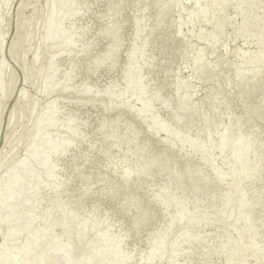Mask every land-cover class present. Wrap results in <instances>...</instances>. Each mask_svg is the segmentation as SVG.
<instances>
[{"label":"snow or ice","instance_id":"obj_1","mask_svg":"<svg viewBox=\"0 0 264 264\" xmlns=\"http://www.w3.org/2000/svg\"><path fill=\"white\" fill-rule=\"evenodd\" d=\"M72 6L91 8L95 12V15L87 21L86 31L95 33L93 45L100 43L101 38L107 37L108 40L104 42L108 43V51L102 55L96 54L98 50L94 49L93 45H88L79 61L66 66L63 79L59 83L50 82V78L43 70L39 75H35L39 68L38 59L31 67L25 63V85L29 84L30 72L33 73L32 78L36 82L20 93V100L13 108V119L17 112L21 116L24 115L27 102L35 100L40 104L41 97H48L53 89L76 93L78 103H95L96 98H111L112 102L109 103L105 99L103 111L97 112L94 124L77 118L81 128L95 129L91 135L77 130L76 136L80 138L77 143L87 145V150L81 147L78 149L79 155H73L68 151L70 141H66L65 145L57 146L48 152L43 164L46 175L41 174L40 184L29 193L28 200L29 205L33 206L36 212L43 211L44 219L50 225L43 233V237L40 232L33 233L30 228L14 227L13 223L20 225L23 221L11 215L16 209L8 208L10 213L6 221L8 232L4 233L0 228V238L3 239V244H0V264H101L92 252L81 254L75 241L78 235L76 229L81 219L96 215L97 210L102 213L104 208L110 210L109 218L112 214L123 217L128 230L120 234L121 241L127 240L136 244L135 250L129 248L125 251L121 243L120 254L124 259L117 261L116 264H146L142 257L147 253H140L139 250L145 239L150 244L154 238L158 240V233L154 229L159 223L160 214L164 213L166 218L171 217L173 224L177 219L183 223L184 218L191 215L187 211L191 205H186L172 192V187H176L177 191L181 187L180 182L172 179L173 163L176 164L175 172L179 181H182L185 191L192 189L205 192L218 185L227 184V192L223 189L217 190L222 193L221 198L227 200V206L232 210L230 219L235 220L238 226L243 225L242 232L228 236L230 243L214 245V252L205 247L204 252L222 256L224 259L220 264H264V79L259 83V103L251 102V94L254 90L252 80L237 75L235 83L229 79L227 84L233 92L240 91V101L246 110L245 128L250 134L241 135L239 139V142L245 145L242 166L230 168L227 172L214 169L215 174H213L192 167L185 170L179 160L169 159L165 172L170 178L171 186L166 183L160 191H149V198L142 195L145 191V182L141 180L134 187L133 178L150 175L157 165L165 167L163 158L156 157L152 149L146 147L145 152L153 155L154 163L145 165L142 171L138 169L133 173L126 165L116 162L107 148L110 136L115 135L123 119L120 117L114 120L109 113L118 106L115 96L116 83L111 79V73L116 68L118 56L124 54L126 47L127 38L123 33L125 23L128 22L125 14L128 10H131L135 16L136 36L131 51L127 52L126 82L132 75V70L137 68L136 61L140 59L153 39L156 40L155 47L160 53L157 60L162 59L164 64H167L183 57L185 61L183 71L191 74L195 61L197 74L211 75L216 72L218 74L215 79L220 80L218 61L230 54L229 45L233 36L237 40L241 36L245 39L255 38L250 31L254 26V17L260 21V39L264 41V0H259L258 3L254 0H209L207 3L196 0L194 6L191 0L188 3H184V0H160L155 4L137 3L127 9L122 4L114 3H109L107 9L101 3ZM5 7L7 4L0 2V41H11V49L5 47L4 54L17 56L19 59L18 53L21 50L27 52L32 37L27 30V21L23 26L17 24L15 37L5 35L8 31L4 26L7 23ZM189 8L192 9L191 12L181 11ZM140 9H143V17ZM176 14L181 16L180 31L175 28ZM185 15L187 22L183 19ZM170 16L173 19L172 25L168 24ZM186 23L191 29H195L199 24L202 36L209 35V43L212 45L211 56L208 55L209 49L206 48H202L200 52L195 51V46L191 45L187 34L183 31ZM205 25L210 29V34L204 33ZM96 29H99V32H96ZM149 30L153 33L152 37L148 36ZM221 46L224 55L220 54ZM25 59L27 60L28 57L26 56ZM16 91L19 90L12 89L13 93ZM146 95H151V99L143 98V105L138 104L133 108V112L142 120L151 117L148 123L150 126L154 125L158 131L167 129L169 133L175 134L177 127L188 124L192 114L199 117L201 123L210 122L212 119L211 113L207 111V105L205 104L202 111L201 102L197 101L193 104L191 95L185 94L180 86L177 87L174 95L167 98L161 97L158 93H146ZM14 99L15 96L10 95L7 89L0 91V106L11 108L9 101ZM157 101L167 109V116L156 115L153 103ZM192 123H196L195 119ZM52 152L57 156L61 152L65 156L72 155V159L70 162L65 161L64 167L60 169L53 161ZM105 159H107L106 165ZM113 166L117 169L115 176L111 173ZM89 167H91L90 173ZM121 169H123L122 178ZM0 203L7 205L9 202L3 200ZM233 239L236 240L234 245L231 243ZM198 241L200 237L195 234H190L185 239L191 256H199V259L192 258L186 260L184 264H216L214 260H209L206 255L200 253L199 248L195 246V242ZM173 255L179 253L174 251ZM148 264H151V261Z\"/></svg>","mask_w":264,"mask_h":264},{"label":"water","instance_id":"obj_2","mask_svg":"<svg viewBox=\"0 0 264 264\" xmlns=\"http://www.w3.org/2000/svg\"><path fill=\"white\" fill-rule=\"evenodd\" d=\"M0 1L6 4L8 0H0ZM137 1L138 0H134V1L126 0V2L125 1L124 2H125V5L129 4L127 7V8H129L130 5L137 4L141 0H139L138 2ZM85 2H88L87 3L88 5H92V1L90 2V0H87ZM121 2H123V1H121ZM143 3H145V4L151 3V0H144ZM153 4H155V3H153ZM7 7H8V3H7ZM7 7H5V9H4V13L6 14L7 18H9V11H7V9H6ZM141 11H142L141 17H143V15H144L143 9H141ZM91 13H93V11ZM87 14H88V11L86 12V14H84L82 16V20H83V18L86 17ZM127 17H128L127 20L130 19L134 23L133 27L135 29V16L132 14L131 10H129ZM89 19L90 18H85L83 21L82 27L84 30L88 29L87 21ZM180 21H181V17L180 18L177 17L175 19V25L178 26V27H175L177 31H180V26H179ZM172 23H173V20L169 19L168 24L172 25ZM197 25H199V24H197ZM4 26L7 28V23ZM56 27H57V30H60V28H61L63 30V32H65V33L66 32L71 33V31H72L71 25H67V24H65V25L59 24L58 25V23H57ZM195 30H197V31L192 30V33L188 31V33H186V34L192 35L193 32H199L200 27L199 28L196 27ZM201 33H202V31H201ZM204 33H205V31H204ZM5 35L7 36V32H5ZM94 35H95V33H92V32L85 34V36L82 38V41H77L71 45V48L69 49V51H70L69 53L71 55H73V57H75L83 49L87 48L88 45H92ZM148 36L149 37L153 36V33L151 32V30L148 31ZM133 39L134 38L130 39V41L133 42ZM187 39H188V41H191V39L189 37H187ZM103 45H104V43L102 44V47H103ZM155 45H156V40L155 39L151 40L149 42V47H147L145 49L144 53L141 54V57L139 59V61L141 62L142 68L139 69V71L137 73L138 74L137 76L139 78L138 84H140V86H141V94H142L143 98H147V99H151V95H146V93H150V94L158 93L161 97H164V98L171 96V95H169L170 92H172L174 90L173 88L175 87L176 83H178V80L181 79V78H179L180 76L177 75L176 71L178 69L179 70L182 69L183 64L185 62L183 60V57H181L180 59H178L172 63H167V64H163L161 66H158V64H156V62H155V53L157 51ZM191 45H194V43ZM105 46H106V44L104 45V49L106 51V50H108V45L106 47ZM3 48H4V41H0V74H1V70H5L6 64H7V63H5V59H4V56L2 54ZM67 57H69V56H67ZM120 60H119V58H117V63H119ZM233 60L236 61L237 58H233L232 61ZM66 61H68V60H66ZM125 61H128V59H126ZM246 65L247 64L243 63V62L237 63V64L233 63L232 68H231V73L233 74L235 71L237 72L238 70L246 68ZM7 67H9V66L7 65ZM258 69H260V68H258ZM152 73H153V75H152ZM147 77H148V80H147ZM121 78L123 80H125V72H123ZM129 78H130V76H129ZM204 78H205V75L202 76L200 78V80H203ZM242 78L250 79L253 77H252V74L249 73L247 75H244ZM172 80H177V81L175 83H172L171 82ZM226 80L227 81L224 82V87L227 86L229 78H226ZM260 80L261 79H259L258 81H260ZM196 81H198V80H196ZM258 81H257V83L255 82L256 84L254 85V87L259 90V83L260 82H258ZM115 83H116L115 90H119L120 86L122 84H120V82H116V81H115ZM233 83H235V81ZM190 85H191V83H190ZM215 87H217V86H212L209 89L212 91L213 89H215ZM225 89H226V91L224 90V91H221L219 93H216L217 92L216 91L214 93V95L205 96L208 98L203 97V98L198 99V101L201 102L202 111L204 110L205 104L207 105V111H209L211 113V116H212V119L210 122L205 121V122L201 123L199 117L192 115L189 117V121H188L187 125H182V126H179L175 129V134H171V133H169V131L167 129H165L164 130V131H166L165 134H164V132H162V134L159 136L160 142H158V139H157L156 135H154V134H151L150 140H147V138H144L145 142L142 144V146H139V145L137 146V148L134 150L135 154L144 151L146 147H150V148H154V150H156V155L158 157H162L164 159L165 167L162 168L160 166H155L151 172H153L154 170L159 171V170L165 169L169 159H172L173 161L179 160L183 164L185 170L192 167V168H196V169L207 170L208 172H212L213 174H215L214 169H221V170H224L225 172H227L228 169H230V168H234V167L243 165L244 155H245V145L240 143L239 139H240L241 135L250 134L249 130H247L245 128V124L247 123L246 119H244L246 117V110H245L244 105L240 101V91L237 90V91L233 92L228 87H226ZM172 95H174V94H172ZM217 98H219V99H217ZM61 101H64V104L69 103L68 99L64 98L63 95H62ZM74 101H75V98L73 100H71L72 104H75L72 108H69L71 103H69L67 105V107L69 109H67L66 106L63 104L64 105L63 108L65 110H63V112H61L58 115V118L56 120L38 121L37 125L34 127V131L38 130V128H40V127H44L46 129L51 130L52 128H54L57 125L59 126V128L60 127L64 128L65 127L64 124L66 122V126L69 127L68 133H64L63 131H60L61 130V128H60L59 129L60 133H57V136L53 137V139L50 140V142L47 145L44 143H40V145H38L36 143L34 145V147H36V148L40 147L39 149L41 151H48V150H52L54 147L58 146L61 141H65V142L70 141V144L68 146L69 153H71L73 155H79L78 149L81 148L83 144L77 143V140L80 139L79 137L76 136L77 130H80L81 132H84V133L91 135V132L94 131L95 129L92 128L91 130H89L88 128H81L80 125L78 126V128L72 129L73 128L72 126H74V125H70V124L73 122L77 123L76 117H78V116H83L82 118H80L81 121L86 120L89 122V124H94L95 120H96V114H97V112L103 111V105H104L105 101H103L102 99H98L97 102H95V103H78V102L75 103ZM256 101L257 102H255V103H259L260 98ZM251 102H253V101L251 100ZM85 104L93 107L92 111H91V109L90 110L86 109V113L89 112L88 114L78 115L79 111L84 109L83 107H78V106H84ZM76 106L78 108L74 109ZM153 108H155V110L159 109L158 113L160 112L159 114H161V115L168 113L167 109L163 108L159 101L153 103ZM50 109H51V111L57 112L60 109V103L52 106ZM117 110L119 112L115 113V111H117ZM129 110H132V108H130V105L118 103V106L113 108L112 111L109 113V115H111L112 119H114V120L117 118L123 117V119L120 122L121 126L124 125V122L132 120V121H134V125L139 129V127L142 126L141 123L144 124L145 120L140 119V117L134 113H133V116H134L133 119H130L127 116L129 114H126L127 111H129ZM136 118H137V120H136ZM147 119H151V117H147ZM193 119H195V121H196L195 124L192 123ZM234 127H236L237 130H235ZM232 128H233V130H235L236 135L232 133L233 132ZM49 130H47V132ZM177 130H180V131H177ZM167 135H168L169 139L167 138ZM138 136L139 135L137 134V137ZM114 137H112V139ZM181 137L183 139H181ZM132 139L128 140V142H131ZM205 145H207V147H205ZM87 148H88V146L86 145L85 150H87ZM61 153H62L61 154L62 156L60 157V165L57 164L58 165L57 167L60 169H62L64 167L65 161L70 162L72 159V155L65 156V154L63 152H61ZM229 158L230 159L232 158V159L230 160ZM43 162H44V159L42 157L37 158V160H33L31 162L29 160L26 161V163L24 164L25 165L24 169H22V172L24 173V175H23V177L20 178L21 183H23V184H21L20 181L13 182V186L14 185L15 186L17 185V187L20 186L19 187L20 189H19V193L15 194V199H14L15 203L11 206L12 208L16 209V211L12 212L13 213L12 216L13 215L16 216L18 214H21V216L23 217V219H21V220L23 222H25V220H26V217H25L26 213L21 211V210L24 206L29 204L28 203L29 193L31 192V191L30 192L25 191V187H26L25 184H28V182H27V180L25 182L24 177L33 171L32 166L35 165L36 168L40 167V166H42ZM106 164H107V160L105 159V165ZM135 164H137V163H135ZM172 167H173L172 179H175L181 183V187H180L179 191H177L176 187H172L173 194H175L180 199H182L186 205H189V204L191 205V207L187 209V211L189 213L195 212V211H197V212L193 215H189V216L185 217L183 220V223H181L180 219H177L175 224H173V220L171 217L166 218L164 213H161L159 223H158L157 227L154 229V231L156 233H158V240L156 238H154L153 242L150 244L149 241L147 239H145L143 241L142 248H140V250H139L140 253H147V254L143 255V257H142L143 260L146 259L149 255L150 248L147 246V244L151 245V247H153V249H155V252L152 251V255L155 256L156 254H158L157 258L159 257V255L164 254L163 246L165 244L168 245L169 249L171 248V246L173 247V243H172L173 241L172 240H174L175 238H176L175 241H181L179 245L183 246L186 238L179 236V235H181V232H183V231L185 232V231L190 230V228L185 230L184 227H186V224H184V223H186V221H188L191 218H193V219H195L197 217L200 218L197 225L195 224L197 227L196 232L200 233L199 236L204 235L203 238H211L212 236H214V238L212 237L214 243L218 242L217 240L221 241L223 239L225 241H229V240H227L228 238H226V236L231 231H233V233L239 232L237 229L234 228L235 225H233V223H235L236 221L230 219V217L232 216V210H231V208H229L227 206V200L222 199L221 198L222 193L217 190V189H223L224 192H227L228 191V185L227 184L218 185V186L214 187L212 190L205 191V192H199V191H195L192 189L185 191V188L183 186L182 181H179L178 177H176V175H177L175 172L176 164L173 163ZM113 170H114L113 176H115V174L117 172V169L115 166H113ZM90 171H91V167H89V173H90ZM10 172H11V169L6 171L4 174L8 175V174H10ZM43 173L46 175L45 170ZM120 175L122 178L123 177V169H121ZM166 177H165V179H162L163 181H162V184L160 185L161 186L160 188H154L153 189V186L146 187V182L149 178V175L144 177V178H143V176H134L133 186L135 187L137 182L143 180L145 182L144 188L147 192L144 191L142 193V195L145 197H149V196H147V195H149V191H151V190L160 191L166 183H168L171 186L170 178H168V176H166ZM40 180H41V178H40ZM0 186H1V184H0ZM30 190H31V187H30ZM192 210H194V211H192ZM174 211H175V209H174ZM109 212H110V210L108 208H104L102 211V213L107 214V216H109ZM100 214H101V211L97 210V213L95 216H100ZM111 217L113 218L114 223L116 221V224H117L116 225V229H117L116 231L117 232L123 228L125 230H128L126 223L123 221V217H116L115 214H112ZM102 218L103 219H100L94 223H91L87 227L86 230H83V229L80 230L79 236L76 238L77 244H83L89 240H92V238H95L98 235V233H103L104 229L108 228L111 225L110 218H108L106 216H104ZM209 222L213 223V226L216 227L215 228L216 230H214L212 233L211 232H204V230H201L199 228L200 226L201 227L207 226ZM226 224H227V226H226L227 230H224V227ZM17 227L18 228L19 227L25 228V224L22 223V224L18 225ZM48 227H50V225L48 223H47V225H45L44 223L40 224V225H38L37 223H35V224L32 223L29 226L31 231L34 229L33 233H36V232L41 233L42 228H44V232H45ZM242 229H243V225H242ZM61 231H62V229H61ZM43 233H41V237H43ZM175 234H178L177 237L174 236ZM113 236H115V235H112L109 239L112 240ZM196 243L197 242H195V244ZM231 243H233V245H234V243H236L235 239L231 240ZM97 245H98V243H96V246H92L90 248L91 250L89 249L86 252L80 250V248H78V249H79L81 254L88 253V252L93 253L94 250H96L97 248L99 249V246H97ZM154 246H156V247H154ZM129 248H131L133 250L136 249V244L130 242ZM110 251L111 250L103 253L100 257H95V258L97 260L101 261V264H104V263L105 264H111L113 262H110L109 260L111 259V256H113V253ZM172 251H175V250H172ZM117 252H119V251H117ZM187 252H188L187 255H182V254L173 255V252H171V254L168 255L169 256L168 258L172 259L173 257L181 256V257H184L186 260L192 259L193 257L190 254V249H187ZM138 258H140V257L138 256ZM194 258L199 259V257L197 258V256ZM210 260H211V258H210ZM159 261H161V260H159ZM162 261H166V260H164V258H163ZM214 261L216 262L217 259H215ZM169 262H167L166 264H169ZM174 262L176 264V261H174ZM151 263H152V260H151ZM146 264H148V263H146Z\"/></svg>","mask_w":264,"mask_h":264},{"label":"bare ground","instance_id":"obj_3","mask_svg":"<svg viewBox=\"0 0 264 264\" xmlns=\"http://www.w3.org/2000/svg\"><path fill=\"white\" fill-rule=\"evenodd\" d=\"M85 1H87V0H55L54 2H51V3H44L42 6H40L38 9H39V11L40 10H42L43 12L44 11H48L53 17H55L56 18V20H57V22L58 21H64V20H66L68 17H73V19H78V18H80L83 14H85L87 11L88 12H90L92 9L91 8H82V7H72V5L75 3L76 5H85V4H87L88 2H85ZM92 1V5H95L96 3H97V1L98 0H90V2ZM123 1H125L126 2V0H123ZM132 1H134V0H132ZM139 1V0H138ZM137 1V2H138ZM142 1V2H141ZM141 1H139V3H143L144 2V0H141ZM1 2V1H0ZM125 2H124V6H125V9H127V7H128V5H125ZM158 3V2H160V0H151V3ZM7 3H8V7L6 8L7 9V11H9V18H7V29H8V31H7V35H9V33H10V31H11V29H12V27H13V25H14V22L18 19V16L14 13V8H13V6L15 5V4H20V7H23V6H25V7H27V8H29V9H31V8H35V5L33 6V3H34V1L33 0H8L7 1ZM6 3V4H7ZM109 3H114V4H117L116 2H114L113 0H106V1H104V7H105V9H107V6H108V4ZM35 4V3H34ZM65 4H66V6H65ZM53 5H55V7H53ZM133 5H135V4H133ZM33 8V9H34ZM5 9V8H4ZM32 9V10H33ZM185 10V9H184ZM184 10L182 9L181 11H183L184 12ZM121 11H124V9H121ZM128 12H129V10L125 13L126 14V17H127V15H128ZM140 12H142L141 11V9H140ZM173 13H175V10L173 9ZM95 14H88L87 15V17L86 18H91V16H94ZM176 15H179V14H176ZM128 18V17H127ZM69 19V18H68ZM170 20L172 19V17L170 16V18H169ZM42 20H43V18H42ZM44 20H46V22H47V24H46V26L44 27V29L42 30V32H41V36L39 37V39H36V41H34L35 43H43V44H45V42H46V40H47V38L49 37V36H53V41L54 42H52L53 44L51 45V44H49L47 47H46V50H50V49H52V51H50V52H52L53 53V56H52V58H51V60L49 61V65H47L46 66V69H45V75L47 76V77H50V79H55L56 81H59L60 79H62V76H63V71L64 70H66V66H70L71 65V63H73V62H76V61H79L80 60V58H81V56L85 53V51L87 50V48H85V49H83L78 55H76L75 57H73V55H71L69 52V49L71 48V45L72 44H74L75 42H77V41H82V38L85 36V34H87V33H89L90 31H86V30H84L83 29V21H84V19H83V21L78 25V30H77V32L75 33H71L70 34V38L69 39H67V40H64V39H62V38H60V37H58L57 35H54L53 33H52V30H51V26H53V19L52 18H50V23H49V21L47 20V19H45L44 18ZM43 20V21H44ZM130 20V19H129ZM27 21V30H28V33H30V31H32V29L34 28V26H35V24H36V21L34 20V18H29V19H27L26 20ZM131 22H132V20H130ZM25 22V21H24ZM185 22H187V19H185ZM133 23V22H132ZM126 24H128V22H126L125 23V26H126ZM24 25V23H22L21 24V26H23ZM124 26V27H125ZM132 26V25H131ZM179 26H180V22H179ZM206 26V25H205ZM204 26V28H206ZM175 27H178L177 25H175ZM200 27V26H199ZM198 27V28H199ZM196 28V27H195ZM129 29V28H128ZM130 30V31H129ZM127 32H128V34L126 35V33H125V31H124V33H123V35H124V37H126L127 39H126V47H125V49H124V54L122 55V56H118V58H119V63H116V68L113 70V72L111 73V79L115 82H120V84H122L121 86H120V89L119 90H115V96H116V98H117V102L119 103V104H126V105H130V108H132V110H129V111H127V113L126 114H129V115H127V116H131V115H133V108H135L138 104L140 105V106H142L143 105V96H142V94H141V86H140V84H138V71H139V69H141L142 67H141V62L138 60V61H136V63H137V68H134L133 70H132V75H130V78L127 80V82L125 81V80H123L121 77H122V74H123V72H125L126 71V65L128 64V61H125L126 59H128V57H127V52L128 51H131V49H132V46H133V42H134V40H135V36H136V32H135V29H134V27L132 26V28H130ZM192 30L193 31H197V30H195V29H191V28H189L188 26H187V23L185 24V27H184V29H183V31L185 32V33H188V31L189 32H191L192 33ZM204 30V29H203ZM96 32H99V29L98 30H96ZM14 37L16 36V29H15V31H14ZM258 37H259V39H260V35H261V33H258ZM131 36L134 38L133 39V42H131L130 41V39H131ZM187 37H189L190 39H191V44H193L194 43V45H195V51L196 52H200V50L202 49V48H206V49H210L211 47H212V45L209 43V35L207 36V35H203L202 36V33H201V27H200V30H199V32H193V34L192 35H190V34H187ZM257 37V38H258ZM256 40V39H255ZM130 41V42H129ZM253 42H255V41H250L248 44H247V46H246V49H244L241 53H240V57H242V59H243V61H245L244 63H246L247 65H246V68H244L243 70H241V71H237V73H236V75H231L230 77H229V79H231L233 82L234 81H236V77H237V75H239L241 78L244 76V75H247V74H252V77L253 78H250V80H252L253 82H254V85L257 83V81L259 80V79H264V47H261V48H258V47H255V43H253ZM7 43H8V41H4V48H3V56L5 55L4 54V50H5V47H7ZM197 44V45H196ZM93 45V44H92ZM96 46V47H95ZM211 46V47H210ZM93 47H94V49L96 48V50H98L97 52H96V54H104L105 52L103 51V48L102 47H100L99 45H98V43L97 44H94L93 45ZM209 52V51H208ZM69 53V54H68ZM1 54V55H2ZM58 55L59 56H62L61 58H62V62L60 63V64H58V65H56L57 63H55V60L58 58ZM67 56H69V57H67ZM160 56V53H159V51L157 50L156 51V53H155V62H156V64H158V66H161V65H163L164 64V62H163V60L161 59V60H157V57H159ZM27 57H28V59L26 60V59H24V61L22 62L23 63V65L21 64V66H16V68H14V67H7V68H10V69H12V72H13V75H12V73L11 74H8V75H6V76H4V77H0V91H3V90H5V89H7L8 91H10L12 88H13V85H14V83H15V80H16V78H17V76L19 75V73L20 72H22V73H24V66H25V63H28V64H30V61H31V59H32V56L31 55H27ZM239 57V58H240ZM241 59V58H240ZM239 59V60H240ZM66 60H68V61H66ZM241 61V60H240ZM194 62V61H193ZM225 65H227V63L225 62V61H222V60H219L218 61V71H223V70H226L227 69V67L225 66ZM258 68H260V69H258ZM138 69V70H137ZM5 70H6V68H5ZM5 70H1V71H5ZM176 73H177V75L178 76H180L181 74H183L184 73V71L182 70V69H178L177 71H176ZM213 73H215V74H213ZM211 75H205V78L202 80V84H200L201 86L200 87H197L196 85H192V87H189V88H187V90L185 91L184 90V88H185V85H182V81H185V79L186 78H184L183 80H181V81H178L179 82V86L180 87H182L183 88V90L186 92V94H189V95H191V97H192V103H194V101H196V98H198L197 96H200L201 98H203V97H205V96H209V95H214V93L216 92V93H219V92H221V91H226V87H228V86H225L224 87V83H219V82H221V77H220V80H217V79H215V77L217 76V74L218 73H216V72H213ZM257 73V74H256ZM31 74V72L29 73V75ZM152 75H153V73H152ZM1 76V75H0ZM177 76V77H178ZM190 76H192V75H190ZM15 78V79H14ZM180 78V77H179ZM147 80H148V77H147ZM180 80V79H179ZM177 80H172L171 82L172 83H175ZM261 81V80H260ZM260 81H258V82H260ZM256 82V83H255ZM218 84V85H217ZM227 84V83H226ZM217 85V87H215V89H213L212 91L209 89L210 87H212V86H216ZM174 90L172 91V92H170V94L169 95H172V94H174L175 92H176V90H177V87H174L173 88ZM26 89L25 88H22V91L21 92H23V91H25ZM118 91V92H117ZM65 92H67V91H65ZM64 92V93H65ZM52 93V92H51ZM260 93H259V90L257 89V88H255L254 87V90H253V93L251 94V100L253 101V102H257L256 100H258L259 98H260V95H259ZM121 96H123L124 98L123 99H120V97ZM65 98H67L68 99V101H69V103H71L72 104V102H71V100H73L74 98H75V101L74 102H76V98H77V94L76 93H72V92H69V93H67V95H65ZM205 98H208V97H205ZM98 99H102L103 101H105V99H107L108 100V102L109 103H111L112 102V100H111V98H96V100H98ZM19 100H20V96H19ZM158 102V101H157ZM69 103H67V104H69ZM70 104V105H71ZM49 106H50V101H49ZM88 107L90 108L91 106L90 105H88ZM29 110V102H27L26 103V105H25V109H24V111H28ZM42 110V112L44 111V108H42L41 109ZM158 110L159 109H157L156 110V115H158L159 113H158ZM85 112V113H84ZM84 112H81V113H78V115H86V114H88V113H86V110H84ZM119 111L117 110V111H115V113H118ZM41 114V113H40ZM39 114V115H40ZM135 114V113H134ZM159 115H161V114H159ZM168 115V113H165V114H163V116H167ZM192 115H194V114H192ZM192 115H190V116H192ZM111 116V115H110ZM79 117V119L80 118H82L83 116H78ZM78 117H76V119L78 118ZM132 118V117H131ZM244 118V117H243ZM10 121H11V123H10ZM17 121H19V117L17 116V115H15V118L13 119V114H11L10 116H9V119H8V122H7V124L8 125H10V124H12L13 122L15 123V122H17ZM85 121V120H84ZM131 123V124H130ZM132 123L133 122H129V121H127V122H124V128H123V133H122V135L121 136H119V137H116V138H114L113 140H110V138H111V136H110V138H109V140H108V142H107V148H108V150H110L111 151V155H112V157L113 158H115V161L116 162H119L121 165H126L127 167H128V169L130 170V171H132L133 173H135L138 169L139 170H141L142 171V169H143V167L145 166V165H148V164H153L154 163V161H153V155H151V154H149V153H146L145 152V150L144 151H142V152H139L137 155H136V157L137 158H139L138 160H139V162L141 163L140 165L138 164L137 165V169H134V168H132L130 165V163H129V158H128V156L127 157H125V156H119V155H116V154H114L113 152H115L116 150H118V147H119V144H120V142H121V139L122 138H124L125 136H127L129 133H128V131H129V129H130V127H132ZM70 125H74V126H72L73 128L72 129H74V128H78V126H79V124L78 123H76V122H73V123H71ZM64 128L62 127H60L61 128V130L60 131H63L64 133H68V131H69V127H67L66 126V122H65V124H64ZM59 126L57 125V126H55L54 128H52V132L53 133H60L59 132ZM234 129L235 130H237V128L236 127H234ZM165 129H163L162 131H158V130H156L155 129V127H154V125L153 126H150L149 125V123H148V119L146 118V122H145V124H144V126L142 127V128H140V130L138 131L139 133L141 132V133H143V135L144 136H148V135H151V134H154V135H156V137H157V139H158V142H160V139H159V136L162 134V132H164V134H165V132L166 131H164ZM232 130H233V128H232ZM235 130H233V134H235L236 135V132H235ZM95 131V130H94ZM177 131H180V130H177ZM150 133V134H149ZM121 134V133H120ZM55 137V136H54ZM145 138H147V137H145ZM167 138H168V135H167ZM53 139V137H51L50 139H49V141L50 140H52ZM169 139V138H168ZM137 139H133L132 141H133V143L130 145V146H128V147H126V149H125V151L127 152V150L128 149H131L132 147H133V145H138L139 143H138V141H136ZM147 140H149V139H147ZM65 143V141H61L60 143H59V145L58 146H63V145H65L64 144ZM57 147V146H56ZM56 147H54L53 149H55ZM82 147L84 148V149H86V145H82ZM150 148V147H149ZM152 149V151H153V153H154V155L156 156V157H158L157 155H156V150H154V148H151ZM50 151V150H49ZM48 151V152H49ZM48 152L46 153V156H47V154H48ZM62 153H60L59 154V156H57L56 155V153L55 152H52V157H53V161H54V163H57V164H59L60 165V157L62 156L61 155ZM229 156V155H228ZM230 159V158H229ZM232 159V158H231ZM230 159V160H231ZM107 160V159H106ZM163 161H164V159H163ZM2 165H1V168L2 167H6V165H8L9 166V164L10 163H8V162H3V163H1ZM130 164V165H129ZM58 166V165H57ZM158 166V165H157ZM42 169V167L41 168H39V169H36V170H33L31 173H29V174H27L25 177H24V179H25V182H26V180H27V182H28V184L29 185H31L30 187H31V190L30 191H32L33 189H36L37 187H38V185L40 184V173H39V170H41ZM15 173H18V176H19V172L18 171H16ZM111 173L112 174H114V170H113V167L111 168ZM159 175H161V176H165L166 175V172H165V169H163V170H154L153 172H151L150 173V175H149V178H148V180H147V182H149V184H150V186H153V188L157 185V183H158V180H159V178H160V176ZM17 176V174H15V175H13V176H11L10 178L13 180V177L14 178H17L18 177ZM148 176V175H147ZM168 176V175H167ZM39 177V178H38ZM144 177H146V176H143V178ZM169 177V176H168ZM176 177H178L177 175H176ZM38 179V180H37ZM178 179H179V177H178ZM5 182H7V181H3V184L5 183ZM135 184V183H134ZM2 186V189L0 190L1 192L0 193H2V194H6V193H14V194H16V193H19V187H11V188H9L8 186H10V184L7 186V185H1ZM148 196V195H147ZM33 205H34V201H33ZM33 210V211H32ZM21 211H23V212H25L26 214L27 213H32L33 214V216L34 217H38L36 220L38 221V223H40V224H46L47 225V222L44 220V215H43V211L42 212H36L35 211V208H33V206H30L29 204H27L25 207H23L22 208V210ZM192 211H194V210H192ZM197 211H195V212H190V213H196ZM25 214V215H26ZM104 216H106V217H108L109 218V216H107V214H104V213H101L100 214V216H91V217H85L84 218V220H82L81 219V221H80V224H79V226L77 227L78 228V230L79 231H77V237L79 236V232H80V229L82 230V229H84L85 228V230L87 229V227L91 224V223H94V222H96V221H98V220H100V219H103L102 217H104ZM16 217H17V219H23V217L21 216V214H18V215H16ZM106 219V218H105ZM199 219L200 218H198V220L197 219H191V221L190 220H188V221H186V223H184V224H186V227H184L185 228V230H187L188 228H190V230H188V231H185V238H188L189 237V235L190 234H195V235H199L200 233H198V232H196L197 231V227H196V222L198 221L199 222ZM110 220H111V225L108 227V228H106V229H104V232L103 233H98V235L95 237V238H92V240H89V241H87L86 243H83V244H77V242H76V245H77V248H80L82 251H85L87 248H90L91 246H93V245H95L96 243H98V246H99V249L97 248L95 251L97 252V253H105L106 251L108 252L109 250H111L110 252H112L113 253V256H111V259L109 260L110 262H113V263H111V264H116V262L117 261H122L124 258H123V256L120 254V245H121V243L123 244V247H124V250L125 251H127L128 249H129V243L130 242H128V241H126V240H124V241H121V239H120V234L122 233V232H127V230H125L124 228L123 229H121V230H119L118 232L116 231L117 229H116V221H115V223H114V220H113V218L112 217H110ZM88 221H89V224L87 225V224H85V223H88ZM33 223V220L32 221H29V222H27L26 223V228H29V226L31 225ZM191 224V225H190ZM196 224V225H195ZM213 223H208V225H212ZM82 225V226H81ZM207 225V226H208ZM233 225H235V229H237L239 232H242L243 231V229L241 228V230H240V228H238V226H237V223L235 222V223H233ZM207 226H203V227H199L200 229H205ZM225 227H226V225H225ZM224 227V228H225ZM0 228H2V222H0ZM193 228V229H192ZM235 231V230H234ZM88 232V231H87ZM184 232V231H183ZM183 232H181V234L183 233ZM232 233H233V231H232ZM112 235H115V236H113V238H112V240L111 239H109ZM177 235L178 234H175L174 236L175 237H177ZM228 238V237H227ZM176 239V238H175ZM175 239L174 240H172L173 242V247L171 246V250H169V248H168V245L167 244H165L164 246H163V252H164V254H161V255H159V257L157 258V255L158 254H156L155 255V258H154V256H149L148 255V257L146 258V259H144V261L145 260H147V259H149V258H152V260H154L153 262H156V261H158V259H160V258H162V257H164V255H165V257H166V255H169V252H171L172 250H175L176 252H178L179 254L181 253V254H183L184 252L183 251H187V249H189V246H186L185 245V243L183 244V246H182V248L181 247H178V245L180 244V241H175ZM201 239V238H200ZM227 240H229V239H227ZM218 242L217 243H219V244H228V243H230V241H225V240H217ZM235 242H236V240H235ZM171 243V244H172ZM218 245V244H217ZM216 245V246H217ZM147 246L150 248V251L153 249V247H151V245H149V244H147ZM154 247H156V246H154ZM142 248V247H141ZM203 249V246H202V243H201V245H200V250H202ZM113 250V251H112ZM135 250V249H134ZM168 250H169V252H168ZM117 251H119V252H117ZM150 251H149V253H150ZM178 256H176V258H177ZM167 258V257H166ZM139 259V258H138ZM177 259H179V258H177ZM177 261L178 260H176V263H177ZM179 262V261H178ZM174 263V262H173ZM105 264V263H104Z\"/></svg>","mask_w":264,"mask_h":264},{"label":"rangeland","instance_id":"obj_4","mask_svg":"<svg viewBox=\"0 0 264 264\" xmlns=\"http://www.w3.org/2000/svg\"><path fill=\"white\" fill-rule=\"evenodd\" d=\"M33 1L35 3V4L33 3V6L35 5V8L33 7L34 9L33 8L29 9V8H27L25 6L20 7V4H15L13 6L14 13L18 16V19L14 22V25H13L10 33H9V35H11V36L14 37V35H15L14 34V31L17 28V24L18 23L21 25L27 19L34 18V20L36 21V24H35L34 28L32 29V31H30V34H31V37H32V43H30L28 45V48H27V52L26 53L24 51H22V50L18 53L19 59H17V56H13V55H8V56H5L4 55V59H5V61H7L6 66L8 65L9 67L16 68V66H21V64L23 65L22 62L24 61V59H25V57L27 55H31L32 56V59L30 61L29 66L30 67L33 66L37 62V59H38V61H39V68L37 69V72L35 73V75H39V72L41 70H43L44 73H45L46 66L49 65V61L51 60V58L53 56V53L50 52V51H52V49L46 50V47L49 44H51V45L53 44L52 43V42H54L53 41V36H49L47 38L45 44H43V43H35L34 42V41H36V39H39V37L41 36L42 30L44 29V27L47 24V22H46V20H44V18L47 19L49 21V23H50V18H52L53 19V26H51L52 33L54 35H57L58 37L64 39V40H67V39L70 38V34L71 33H74V32L76 33L77 32V30H78L77 27L83 21L82 20V16L84 14L80 18H78V19H73V17H68L69 19L67 18L64 21H58L57 22L56 18L53 17L48 11H44L43 12L42 10L39 11V9H38L44 3H51V2H54L55 0H33ZM104 1H106V0H98L96 4H98V3L103 4ZM113 1L116 2L117 4L124 5V1L123 0H113ZM121 1H123V2H121ZM188 2H189V0H184V3H188ZM203 2L207 3V2H209V0H203ZM254 2H257L258 3L259 0H254ZM191 3L194 6L195 3H196V0H191ZM65 6H66V4H65ZM92 11L93 10H91L90 12H88V14H95V12L91 13ZM191 11H192L191 8L184 10V12H186V13L187 12H191ZM87 15H86V17H87ZM256 15L258 16L259 13H257ZM233 16H235V12H233ZM177 17L180 18L181 16L180 15H175L174 16V19H176ZM42 18H43L44 21L42 20ZM85 18H83V19H85ZM183 19L184 20L187 19V15H185ZM127 21H129V22L124 27L125 33L130 28H132V26L134 24L130 20H127ZM57 23H58V25L59 24L60 25H62V24H64V25L65 24L71 25V28H72L71 33L70 32H66L67 33L66 34L65 32H63V30L60 27H59L60 30H57V27H56ZM253 24H254V26L250 29V31H252V33H253V35L255 37L254 39H245L243 36H241L237 40V38L235 36H233L232 42L229 45V47H230V54L225 59L222 60V61H225L227 63V65H225L227 67V69L226 70H223V71H221V70L219 71V74H221L220 75L221 82H219V83H224V82L227 81L226 78H229L231 75L232 76L233 75H236V73H237L236 71H235L236 73L235 72L233 74L231 73L232 64L233 63L234 64H237V63H241V62L244 63L245 62V61H243L242 57H240L241 56L240 53L244 49H246V46H247V44L250 41H255V42H253V43H255V47H258V48L264 47V41H261V39H259V37H258L259 36L258 33H261V30H260V21L258 19H255V17H254L253 18ZM196 27H199V25H197ZM205 27H206V28H204L205 33L210 34V29L208 28V26L206 25ZM96 30H98V29H96ZM229 31H231V26H229ZM127 34H128V32L126 33V35ZM132 38L133 37L131 36V39ZM107 40H108L107 37L101 38V42L98 43V45L100 47H102V44L104 43V45L106 44V46H107L108 43L107 42H104V41H107ZM225 43H228V41H225ZM104 45L102 47L103 48V51L104 52H107L108 50L105 51ZM7 48L11 49V41H8ZM210 49H209V52H208V55L209 56H211V50ZM220 54L221 55H224V53H223V46L220 47ZM61 57L62 56H59L58 55V58L55 60V63H57L56 65H58V64H60L62 62V58ZM233 58H237V60L236 61L233 60L234 61L233 62L232 61ZM241 70H243V69H241ZM241 70H238V71H241ZM11 73L13 75L12 69L6 67V70L5 71H1V74H0L1 76L0 77H4V76H6L8 74H11ZM213 74H215V73H213ZM190 75H192V76H190ZM202 76H204V75L197 74L195 72V61H194L193 62V71H192V73L190 74L189 72H185L184 71V73L180 75V78L181 79L178 80V81H181L184 78H186L185 81H182L183 82L182 85H185L184 90L186 91L187 88L192 87V85L193 86L196 85L197 87H200L201 86L200 84H202V80H200V78ZM32 77H33V73H31L29 75V84L26 86L25 83H24L25 73L20 72L19 75L17 76V78L15 80V83L13 85V88H12V89H18L19 91H16L14 93L12 92V89L9 91V94L10 95H14L15 96V99L14 100L9 101V103L12 105V107L11 108H4V107L0 106V184L1 185H7V186L10 184V186H8L9 188H11V187H14V188L17 187V185L16 186L15 185L13 186V182L20 181V183H21L20 178L23 177V175H24V173L22 172V169H24V166H25L24 164L26 163V161L29 160L31 162L33 160H37V158H40V157H42L44 159V161H45V159H46V153L49 150L48 151H41L39 149L40 147L39 148L38 147L36 148V147H34V145L36 143L38 145H40V143H44V144L47 145L50 142L49 139L51 137L57 136V133H53L52 132V129L49 130V129H46L44 127H40V128H38V130L34 131V127L37 125V122L38 121H43V120H45V121H53V120H56L58 118V115L61 112H63V110H65L63 108L64 105L66 106L67 109L72 108L75 105V104H72L68 108L67 107L68 104H64V101H61L62 95L65 98V95H67V93H69V92H65L64 90L57 91V90L53 89L52 93H50L48 97H41V101L42 102L40 104H37L35 100L29 101V110L28 111H24V115L23 116H21L20 113L17 112L16 115L19 117V121L15 122V123L13 122L12 124L8 125L7 122H8L9 116L11 114H13V108L16 107V104H17V101L19 100V96H20V93L22 91V88H25V89H26V87L27 88H30L36 82ZM62 79H63V76H62ZM62 79H60V80H62ZM60 80L59 81H56L55 79H50V82L59 83ZM196 80H198V81H196ZM190 83H191V85H190ZM178 86H179V82L176 83L175 87H178ZM185 91H184V93L186 94ZM197 97L198 98H196V101H194L193 104L197 103L198 99L201 98L200 96H197ZM49 101H50V105L51 106H49ZM58 103H60V109L57 112L56 111L55 112L54 111H51L50 108L52 106L58 104ZM78 107H83L84 108V109L80 110L79 113L84 112V110H86V109H89V110L91 109V111H92V108H93V107H90L89 108L87 104H85L84 106H78ZM78 107L76 106L74 109H77ZM42 108H44V111L43 112L41 110ZM128 117L130 119H133L134 116L131 115V116H128ZM136 120H137V118H136ZM144 120L146 122V119H144ZM129 122H130V120H129ZM131 122H133V123H132V127H130V129L128 131L129 134L127 136H125L124 138L121 139V142L119 144L118 150H116L113 153L116 154V155H119V156H122V155L125 156V157L128 156L129 163L131 164V165L130 164L129 165L132 168L137 169V165L138 164L140 165L141 163L138 160L139 158L136 157V155L138 153L135 154L134 150L137 148L138 145L139 146H142V144L145 142V139H144L145 137H147V139L150 140L151 135H148L149 136L148 137V136H144L143 133H141V132L139 133L138 132L140 130V128L143 127V125L145 124V122H144V124L141 123L142 126L139 127V129L134 125V121L131 120ZM123 128H124V125L123 126L119 125L117 127L116 133H115V135L116 134L117 135L116 136L115 135H111L110 140H113L114 138L121 136L122 133H123ZM47 130H49V131L47 132ZM137 134L139 135L138 137H137ZM112 137H114V138L112 139ZM132 138L133 139H137V141H138L139 144L138 145H136V144L133 145V147L131 149H128L127 152H126L125 151L126 147L130 146L133 143V141L128 142V140H131ZM3 162H8L10 164H9V166L6 165V167H2L1 168V165H2L1 163H3ZM135 163H137V164H135ZM43 164H44V162H43ZM43 164H42V166L37 167V168L35 167V165L32 166L33 167L32 168L33 170H36V169H39V168L42 167V169L39 170V173H40V176L39 177L40 178H41V174L44 172ZM9 169H11L10 174L5 175L4 173L6 171H8ZM16 171L19 172V176H18V173H15ZM15 174H17L18 177L17 178H14L13 177V180H12L10 177L13 176V175H15ZM159 176H160V178L158 180V183H157V185L154 188H160L161 187L160 185L162 184V181H163L162 179H165V177L167 176V174H166V176H161V175H159ZM4 180L7 181V182H5L3 184V181ZM21 184H23V183H21ZM25 185H26L25 191H27V192L29 191L30 192V186L31 185H29V184H25ZM149 186H150L149 182H146V187H149ZM1 189H2V186H0V190ZM145 192H147V191L145 190ZM14 199H15V194L13 192L12 193H9L8 192L6 194L0 193V201L7 200L9 202L7 205H5L3 203H0V222H2V229H3V232L4 233H7L8 232V223H6V221H8V217L10 215V213L8 211V208L11 207L15 203ZM12 214L13 213H11V215ZM193 214H195V213H193ZM193 214H191V215H193ZM25 217H26V220H25V222H23L25 225H26L27 222L32 221V220H33V224L37 223L38 225H40V223H38V221L33 218L34 217L33 214L29 215L27 213L25 215ZM191 219H193V218H191ZM191 219H189V220L191 221ZM195 219L198 220V217L195 218ZM82 220H84V218ZM197 223H198V221L196 222V224ZM85 224L88 225L89 224V221H88V223H85ZM13 226L14 227H17L18 225H16L15 223H13ZM226 226H227V224H226ZM25 228H26V226H25ZM215 228L216 227H214L213 224H212V225H208L205 229H201V230H204V232H211L212 233L214 230H216ZM238 228H240V230H241L242 225H239ZM33 230H32V232H33ZM83 230H85V228ZM224 230H227V227H225ZM76 231H79L78 228L76 229ZM43 232H44V228L41 229V233H43ZM231 234H232V231L226 236V238L229 235H231ZM179 236H182V237L185 238V232L182 233ZM203 236L202 235L199 236L201 239H200V241L197 242L198 244L196 243L197 245L196 244L195 245L197 246V248H199V251H200L201 254L206 255L209 260H210V258H211V260L217 259L216 264H220V261L223 259V257L220 256V255H212L211 253H205L204 252V248L207 247V248L211 249L212 252H214L215 251V248L213 246L214 245L216 246L217 244H218L217 246H220L221 244H219L217 242L214 243V241H213L214 236H212L213 238L212 237L211 238H203ZM201 243H202V246H203V249L202 250H200ZM0 244H3V239L2 238H0ZM93 246H96V244L93 245ZM186 246H188V245H186ZM178 247H181L182 248L181 245H178ZM90 248H87L84 252L88 251ZM171 249H169V250H171ZM169 250H168V252H169ZM152 251H153V249L149 253L150 254L149 255L150 257L151 256H154V255H152ZM171 252H174V251H171ZM171 252H169V254H171ZM183 252L184 253L182 255H187V253H188L187 251H183ZM93 254L95 255V257H100L103 253H97L94 250L93 251ZM166 257L164 255V257L158 259V261H156V262H153L154 260H152V258H149V259L145 260V262L148 263L149 261L152 260V263L151 264H166L167 262L170 261L169 264H173L174 261L178 260L179 262L177 261L176 264H184V262L186 261V259L184 257H181V256H178L177 257L179 259H177L176 257H173L172 259L171 258H168L169 257L168 255H166ZM198 257L199 256H197V258ZM154 258H155V256H154ZM163 258L166 261H162ZM159 260H161V261H159Z\"/></svg>","mask_w":264,"mask_h":264}]
</instances>
